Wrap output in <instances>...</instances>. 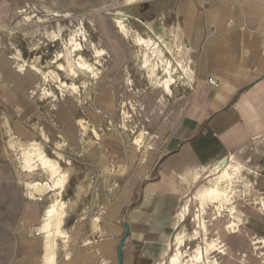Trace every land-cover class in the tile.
Segmentation results:
<instances>
[{
	"label": "crops",
	"instance_id": "0c3cea01",
	"mask_svg": "<svg viewBox=\"0 0 264 264\" xmlns=\"http://www.w3.org/2000/svg\"><path fill=\"white\" fill-rule=\"evenodd\" d=\"M55 1L0 0V44L29 52V40L27 45H6L4 37L18 41L29 30L18 22L21 10L39 12V6L49 12ZM140 9L147 21L161 16L166 31L185 45L194 81L174 111L162 114L159 107L150 113L162 117L138 130L149 134L141 146L114 135L102 142L96 137L79 140L83 135L76 131L79 139L69 147L76 148V156H70L75 171L66 194L76 201L70 209L71 227L84 229L75 236L73 251L59 252L60 264H160L176 233L196 227L200 195L230 163L244 175L238 186L241 196L233 203L239 227L227 229L229 213L212 218L216 204L206 214L213 237H221L228 247L218 257L220 264H264L254 247L256 238L264 239V0H146ZM133 52L126 56L133 58ZM37 85L28 71L14 70L7 77L0 72V94L19 98V140H43L41 128L26 123L40 111L33 94ZM40 114L50 133L68 132ZM94 114L98 112H88L89 117ZM92 126L104 131L99 124ZM87 132L84 137L95 136L93 129ZM100 214L105 234L98 241L107 251L83 252L84 239H94L93 217Z\"/></svg>",
	"mask_w": 264,
	"mask_h": 264
},
{
	"label": "bare ground",
	"instance_id": "6f19581e",
	"mask_svg": "<svg viewBox=\"0 0 264 264\" xmlns=\"http://www.w3.org/2000/svg\"><path fill=\"white\" fill-rule=\"evenodd\" d=\"M144 1L146 0H126L124 5L118 7L115 12H112L110 21L106 20V18H102V20L99 21V30L102 37L98 42H95V39L93 40V38H91L87 29L83 26L84 19H81L82 25L79 27L75 26L74 29L71 28V26L67 28V24L58 20L51 38L58 41L63 48L55 49L54 57L44 64L42 55L43 41L41 35H37V42L31 44L32 50H35L32 55H28L25 48L14 46L17 47V51L13 54L17 60L16 64L18 70L20 72L28 71L35 75V80L38 83L36 90L39 92V98L43 99L47 96L53 99L51 110L56 109L58 106L61 107L62 105V108H64L63 111H67L70 101H78L82 89L92 90V92L96 94V103L101 107L107 108L110 116L116 115L119 103L122 115L121 126H123L124 129L128 128V121L131 117L128 103L132 106L134 103L128 101L126 97L137 96L142 99L143 93L133 87L135 79L133 71L130 66L124 63V59L128 57L120 53V47L123 45H117V43L114 45L107 41L106 45L104 44L105 46L101 44L107 40L106 36L108 34L106 33L110 27H115L117 33L123 40L131 37L138 46L139 50H135L132 56L133 59L139 60L141 64H138L140 69L147 71L148 75L146 74V77L150 83L160 86L167 93H171L173 87L177 83H181L183 87L181 89L182 91L179 92H185L187 86L191 85L193 80V70L189 61L190 59L187 57L188 54L185 45L180 42L178 37L174 35L171 36L168 31H166L162 24L161 16H158L154 20H145L142 10L140 9ZM57 15H59V12L55 16ZM62 17L64 16L62 15ZM24 19V23L28 22L33 19V15H26ZM42 19L43 18L39 17L38 22L42 21ZM91 22L95 24L94 20ZM67 29H69V31H67ZM46 32L48 33V31ZM9 39V43L14 45L21 44L19 42H13L12 36H10ZM86 43H88V46L92 50L94 60L88 56L87 52L89 50L86 52V49H88ZM38 73L41 75V80L38 77ZM178 75L182 77L181 80L177 77ZM63 77L68 78L70 81H65ZM118 86L121 87V90ZM104 93H111V95L105 96ZM112 93L115 95H112ZM87 94L88 96L90 95V93ZM114 97L115 101L111 103ZM106 99L109 101H105ZM109 122L111 126H115L113 119L110 118ZM88 124L89 121L85 117H78L76 119L75 125L84 131L81 140H86L84 135H86ZM62 125H65L66 129L70 131V128L74 124L67 125L62 122ZM95 133L102 139V133L98 131H95ZM147 135L149 134L146 130H140L135 137V143L141 146L144 144ZM65 138L66 137H63L62 140L56 143L57 148H61L65 145ZM10 146L14 149H19L20 163L24 171L34 175L38 174V172H46L49 174V180L47 181L32 180L25 182L27 195L29 197L40 198L49 191L59 190L57 192L59 196L46 208L43 215V222L39 230L43 233V264H60V245L63 243L64 249L67 252L73 251V245L71 247L73 237L66 221L69 214L67 211V201L62 197L70 177V171L66 170L58 159L60 157L62 158L63 154L58 152V158L52 157L46 151L45 144L37 140L23 141L11 139ZM243 176L240 167L230 163L224 166L215 182L212 180L214 183H210L200 195V206L194 218L196 227L193 229L180 227L181 229L176 233V237L173 240L175 241L176 250L169 256V264H220L219 258L217 256L211 257L210 254L212 251H218V254L222 253L225 255V244L221 237H213L211 235L212 230L209 228L210 222L206 217L207 208L211 204H216V212L212 216L214 219L228 212L230 218L227 229L230 231L237 230L239 222L235 219L236 208L233 203L235 199L241 196L238 191V186ZM246 184L248 185V183ZM101 223L102 215L93 217L90 235H92L94 239H84L85 247L82 248L83 252L92 253L99 250L107 251L103 243L100 244L98 241V237L105 234ZM199 237H201L202 243H196L190 257L186 258L187 251L185 252L182 247L187 241H192ZM254 245L255 249L261 250L260 253L264 257V239L256 238ZM171 246L172 243L170 244V248ZM167 253L168 252H166V254ZM160 264H167V261L164 260Z\"/></svg>",
	"mask_w": 264,
	"mask_h": 264
},
{
	"label": "rangeland",
	"instance_id": "374dc122",
	"mask_svg": "<svg viewBox=\"0 0 264 264\" xmlns=\"http://www.w3.org/2000/svg\"><path fill=\"white\" fill-rule=\"evenodd\" d=\"M40 1H41L40 4L42 5L43 0ZM55 2L53 3V7L49 12H45L44 11L45 9L41 7L38 8L39 6L37 7L39 12L34 8L21 10V14L23 17L21 16L22 19L18 22L22 26H26L27 28H29V30L24 32L25 33L24 39L23 37L19 39L16 38L18 39V41H14L15 37H12L13 42L15 43L19 42L23 45H27L25 44V40H29L30 48L28 47L29 49L28 55H32L35 52V50H32L31 44L37 42V35H41L43 41L42 55H43L44 64L49 62L52 59V57H54L55 49L63 48L58 41L51 38L52 32L55 29L58 20H61L65 24H67V28L68 26H71V28L74 29L75 26L77 27L81 26L82 25L81 19H84L83 26L87 29L88 33L91 35V38H93V40L95 39V42H98L102 37L101 32L99 30V21L102 20V18H105V16H108L107 14L110 12L112 15V12H115V10L118 7L124 5L126 3V0H65L63 5L59 4V0H56ZM60 6H62L63 10H59L57 8ZM154 9L155 8L153 7V10ZM56 12L57 13L59 12V15L55 16L57 14ZM94 14H99L101 15V17L99 19H95ZM26 15H33V19L24 23L23 20H25L24 17ZM62 15L64 17H62ZM39 17L43 18L42 21L40 22H38ZM92 20L95 21V24H92L91 22ZM106 20L110 21V18H106ZM70 21L72 22V24ZM133 28L135 29L134 26ZM46 31H48V33ZM67 31H69V29H67ZM106 34H108L106 36L107 40H105L101 44L106 45V41H107L113 43L114 45L115 43H117V45L118 44L123 45L120 47L121 48L120 53L123 56L124 55L128 56L130 52H133V50L134 51L139 50L138 46L135 44V42L131 37L127 38L126 40H123L122 37L117 33L115 27H110ZM9 38L10 36L4 37V42L6 45L10 41ZM86 44H87L86 47L88 48L86 49V52L89 50L87 52L88 56L92 60H94L92 50L88 46V43ZM14 49H15L14 46L11 47L9 45L5 48V46L0 44V72L2 76L7 77L9 75V72L18 70V66L16 64L17 60L15 59V56L13 54L15 53V50L17 51V47L15 50ZM4 55L6 56V58L4 57ZM124 60H125L124 63L130 66V68L133 71V76L135 78L133 85L134 89L141 91L143 93L142 99H140L137 96L126 97L128 101H132L134 103L133 106L130 103H128V109L130 111L131 117L128 121L129 123L128 128L126 129H124L123 126H121L122 115H121V109L119 103H118V107H117L118 110L116 115L110 116L107 108L101 107L96 103L95 101L96 94H94L92 90L89 91L82 89L78 101L77 100L75 102L70 101L69 109H67V111H63L64 108H62V105L61 107L58 106L56 109L51 110L52 107L51 104L53 102V99L47 96L44 97L43 99L42 98L40 99L38 90L35 89L33 91L34 98L37 99V102L39 103L38 105L40 106L39 110L41 112L39 111L38 112L39 114H34L32 117H29L30 119L26 123H32L33 125H35V127L41 128L43 140H46V142L43 140H38V141L45 144L46 151L52 157L58 158V152H61L63 156L62 158L60 157L58 159L60 160L62 166L66 170L70 171V177L65 187V190L63 191L62 197L67 201V211L69 212V214L67 216L66 221L70 233L73 237V241L75 240V236L77 235L79 236L82 230L84 229L81 227L79 228L71 227V223L74 220L73 217H71V215L74 214V212H71L70 209L74 204V202L76 201H73L74 200L73 196L66 194L68 191L67 189H70L72 187L69 185H70V181H71V185L73 183L71 177L75 171V169L73 168V159L70 156L71 155L76 156V148L73 147L75 146L73 144H72L73 148H69L71 145L70 143L73 142L75 144L76 139H79L74 136L76 134V131L80 130L81 135H83L84 132L81 128L75 125L76 119L78 117H85L89 121L87 130L88 129L94 130L92 126L93 123L99 124L101 130H104L101 131L102 133L101 142L109 140L111 136L114 135V137L116 136V139H118L119 141L121 140L126 141V139L131 138L135 143V137L139 132L138 130L143 126H146L147 124L157 123L159 118L162 117L161 116L162 114L169 113L170 111H174V105L178 102V99L181 96H183V94L187 91L189 86H191L188 85L185 92H179L182 91L181 89L183 87L181 83H177L173 87V91L171 93H167L160 86H157L156 84H152L147 80L146 77L147 71L140 69L138 65L140 64L139 60L129 57L125 58ZM31 74L34 75L33 73ZM38 77L40 80L42 79L40 74L38 75ZM177 77L180 80L182 79L180 75H178ZM63 78L65 81L66 80L70 81L68 78L65 77ZM118 87L121 90V87L120 86ZM87 93H90V95L88 96ZM104 95L108 96L111 95V93L110 94L104 93ZM112 95L115 94L112 93ZM13 98L8 99L3 97L2 94H0V264H43V248H44L43 233L39 229L43 222V215L46 208L50 206L52 201L59 196L57 194L59 190L49 191L40 198L39 197L31 198L27 195V189L25 185L26 181H32V180L47 181L49 180V174L46 172H38V174L34 175L32 173H28L27 171H24L20 163L19 149L18 148L14 149L10 146L11 139H18L17 138L18 135H16V130H18L19 127L21 126L19 122L20 110H21L20 109L21 106H19V102H18L19 98L18 97H15L14 99ZM105 101H109V100L106 99ZM114 101H115V97L111 103H113ZM159 107L164 108L162 114H159L157 117H152L150 113L155 109L157 110V108ZM92 110H95V113L98 112V114H94L89 117L88 112ZM78 111H81L80 113L82 114L76 116ZM40 113L47 114L46 117L53 119L54 120L53 123L61 125L62 122H64L67 125H71V124L74 125L70 128V131L66 132L65 135L63 136L61 135L60 131L52 134L50 133V131H48V128L46 127L47 121L45 120V117L41 116ZM54 115L57 116V120H55ZM110 118L114 120L115 123L114 127L110 125L109 122ZM44 130L46 131V133L44 132ZM87 130L85 133L86 135L88 134ZM95 131L97 130L95 129ZM95 131H94L95 136H93V133L91 132L92 137H87V138L85 137L86 140L94 139L93 137H96L95 139H100V137L96 135ZM63 137H66L65 145H63L61 148L60 147L57 148L56 143L62 140ZM39 139L42 138L39 137ZM103 145L104 142L102 143V146ZM135 145L137 144L135 143ZM103 151L104 150L102 149L101 157L105 156ZM80 155L82 154L80 153ZM75 165L77 166V163H75ZM225 215L229 216L228 212H226ZM193 224L194 223H192V225ZM193 228L194 226L189 227V229H193ZM199 238L197 240L187 241L186 244L182 247L185 252L187 251L186 258L190 257V254L196 243L199 242L202 243L201 239ZM100 244H102V242H100ZM175 250H176L175 241H173L170 252L165 259L167 261V264H169V256L173 254ZM224 250H226V247H224ZM62 251H65L63 243L60 245V252ZM99 251H103V250H99ZM257 251L259 254L261 250H257ZM211 254H210L211 257L213 256L219 257L222 255V253H219L218 255V251L215 252L212 251Z\"/></svg>",
	"mask_w": 264,
	"mask_h": 264
},
{
	"label": "built area",
	"instance_id": "2783aa9c",
	"mask_svg": "<svg viewBox=\"0 0 264 264\" xmlns=\"http://www.w3.org/2000/svg\"><path fill=\"white\" fill-rule=\"evenodd\" d=\"M200 3H206V2H208V1H211V0H198ZM260 255L263 257V255L260 253ZM263 259H264V257H263Z\"/></svg>",
	"mask_w": 264,
	"mask_h": 264
}]
</instances>
